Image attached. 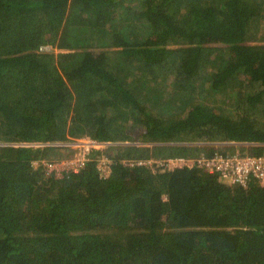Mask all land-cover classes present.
I'll list each match as a JSON object with an SVG mask.
<instances>
[{"label": "trees", "instance_id": "obj_1", "mask_svg": "<svg viewBox=\"0 0 264 264\" xmlns=\"http://www.w3.org/2000/svg\"><path fill=\"white\" fill-rule=\"evenodd\" d=\"M229 142L264 156V0H0V264H264L255 178L136 164Z\"/></svg>", "mask_w": 264, "mask_h": 264}, {"label": "built area", "instance_id": "obj_2", "mask_svg": "<svg viewBox=\"0 0 264 264\" xmlns=\"http://www.w3.org/2000/svg\"><path fill=\"white\" fill-rule=\"evenodd\" d=\"M102 145L104 146L109 144L103 142L99 143L96 141L82 143L80 148L78 147L79 152L76 156L77 159L75 162H56L46 164L44 161H42L41 164L47 168L46 170L55 171L57 175L70 169L76 170L84 164L86 157L92 147H101ZM228 145L239 146L240 144L229 143ZM105 160V162L100 161L102 169H104L106 164L108 165L109 163L108 158H105ZM129 162L132 161H126L125 163L127 164ZM136 164L146 166H152L153 164H156V167L153 169L154 171L161 167L164 168V166L169 169L195 166L197 168L204 169V171L209 173H217L222 179H227L232 185L237 184L246 187L248 182L251 181L249 178L253 177L257 180L260 186L264 187V156H254L240 152L225 151L223 154H215L210 158H171L165 161L143 160L137 162ZM130 165H132V163H130Z\"/></svg>", "mask_w": 264, "mask_h": 264}, {"label": "rangeland", "instance_id": "obj_3", "mask_svg": "<svg viewBox=\"0 0 264 264\" xmlns=\"http://www.w3.org/2000/svg\"><path fill=\"white\" fill-rule=\"evenodd\" d=\"M210 46L211 47H215V46H217V44L215 45V44H210ZM178 48V46H172V47H170L169 49H171V50H176ZM43 52L44 53H56V52H54V51H52L51 50V48L49 47V46H45V48L43 49ZM88 141H93V140H91L89 137H83V138H80V139H77V141H76V143L75 144H73V147L74 148H80V146L82 145V143H87ZM225 142H222V143H213L214 145H222V144H224ZM230 144H240V148H234V149H227L226 151H234V152H240V153H244V154H246V147L248 146V145H241L242 143H237V142H229ZM204 143H198V145H203ZM105 146L106 145H102L101 147H92V148H103V149H105ZM78 150V149H77ZM82 150V149H81ZM106 150V149H105ZM112 152H113V150L111 151V149L108 151L107 150V154L108 155H105L104 157H103V159L101 160L102 162L104 161H106L105 160V158H111V155H112ZM110 155V156H109ZM109 156V157H108ZM75 157H76V155H75ZM157 158H159V157H156V159ZM77 159V157L76 158H74V159H69V160H62V161H58V162H65V163H67V162H75V160ZM157 161H160V160H157ZM57 162V163H58ZM71 166H73L72 164H70ZM106 166H107V164H106ZM105 166V167H106ZM226 184H228V185H230V183H229V181L227 180V179H222Z\"/></svg>", "mask_w": 264, "mask_h": 264}]
</instances>
